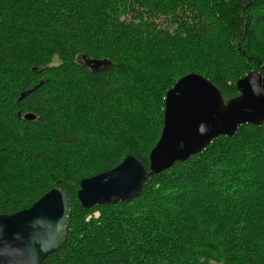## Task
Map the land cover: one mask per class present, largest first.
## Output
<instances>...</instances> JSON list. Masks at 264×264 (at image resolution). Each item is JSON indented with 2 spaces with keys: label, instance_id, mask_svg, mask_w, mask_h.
Listing matches in <instances>:
<instances>
[{
  "label": "trees",
  "instance_id": "1",
  "mask_svg": "<svg viewBox=\"0 0 264 264\" xmlns=\"http://www.w3.org/2000/svg\"><path fill=\"white\" fill-rule=\"evenodd\" d=\"M127 1L112 0L99 26L109 38L95 44L89 23L58 14L63 3L0 0V214L54 186L66 192L68 238L42 264H264V124L215 138L131 201L78 200L82 179L129 155L149 169L167 91L181 77L203 75L227 102L240 78L264 72V0H138L126 12ZM49 40L47 52L22 58ZM83 55L112 65L93 71ZM144 78L150 103L135 96Z\"/></svg>",
  "mask_w": 264,
  "mask_h": 264
},
{
  "label": "water",
  "instance_id": "2",
  "mask_svg": "<svg viewBox=\"0 0 264 264\" xmlns=\"http://www.w3.org/2000/svg\"><path fill=\"white\" fill-rule=\"evenodd\" d=\"M83 60L93 71L112 65L108 58L83 55ZM237 88L239 95L226 102L218 86L203 75L181 77L167 91L164 126L150 153L149 169L129 155L115 168L82 179L77 193L82 206L131 201L144 191L149 177L202 152L215 138L233 136L241 124H264V72L251 71L237 81ZM24 118L36 115L26 113ZM69 210V196L54 186L30 207L0 214V264H42L66 242Z\"/></svg>",
  "mask_w": 264,
  "mask_h": 264
},
{
  "label": "rangeland",
  "instance_id": "3",
  "mask_svg": "<svg viewBox=\"0 0 264 264\" xmlns=\"http://www.w3.org/2000/svg\"><path fill=\"white\" fill-rule=\"evenodd\" d=\"M13 1L16 2V0H13ZM135 1H138V0L132 1L131 4H133ZM61 3H63V5H62V7H60L58 9V14H61L63 16L69 15V16H72L75 18L80 17V20L82 19L85 22L90 24L91 42H95V44H100L105 39L109 38L107 36V32L102 31L101 27H99V26H104L106 23V18L113 14L112 0H110V1L109 0H56V7L60 6ZM131 4H128V1H127V9H126L127 11L126 12H130L133 10L134 7H132ZM122 17H123V15H122ZM94 23L97 24L96 28L94 26ZM114 29H115V27H114ZM58 36L59 35H56V38ZM50 41L51 40H49V42L45 41L40 48H35V49L34 48H32V49L26 48L24 51V54L23 53L21 54L22 58L26 57L27 60H29L35 56H38L39 54L47 52L48 47L53 46V43H51ZM135 56L139 57V55H137V54ZM23 61H25V60H23ZM51 65H55V66L60 65V59L58 58L57 55H54L52 57ZM143 80L146 82L148 81L147 78H144L140 82L142 83ZM150 82L155 83L156 80L153 78V81H149V83ZM152 87H153V85H152ZM149 88L150 87L147 85V83H145V84L142 83L141 89L137 90L135 92V96L139 100V102L146 101L147 103H150V96L153 93V91L152 90L148 91ZM139 105H140V103L137 106H139ZM148 118H150V117H148ZM248 212H252V206L248 208ZM99 215H100L99 212H95L93 214L94 217H98ZM90 218H91V215H88L87 220H90ZM197 218L198 219H204L201 215ZM202 229L205 230V229H207V227H204ZM189 232L190 233L195 232V236H197L198 235V228H194V229L189 228ZM140 242H141L140 243L141 245L142 244H143V246L145 245L144 243H146V240L144 239V236L142 238H140ZM154 259H155V257L151 258V260H154Z\"/></svg>",
  "mask_w": 264,
  "mask_h": 264
}]
</instances>
